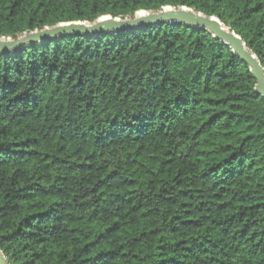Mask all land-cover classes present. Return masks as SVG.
<instances>
[{
    "label": "trees",
    "instance_id": "obj_1",
    "mask_svg": "<svg viewBox=\"0 0 264 264\" xmlns=\"http://www.w3.org/2000/svg\"><path fill=\"white\" fill-rule=\"evenodd\" d=\"M190 9L264 70V0H0V38ZM248 66L178 22L0 53L8 264H264V99Z\"/></svg>",
    "mask_w": 264,
    "mask_h": 264
},
{
    "label": "water",
    "instance_id": "obj_2",
    "mask_svg": "<svg viewBox=\"0 0 264 264\" xmlns=\"http://www.w3.org/2000/svg\"><path fill=\"white\" fill-rule=\"evenodd\" d=\"M163 22H178L189 27L206 30L221 43L229 46L232 53L248 66L253 79L256 81L255 92L264 99V70L255 55L246 49L239 36L228 30L216 18L205 17L186 8L179 10L163 8L160 12L151 14L141 11L133 19L119 20L102 17L91 24L78 22L57 25L52 28H45L39 32L23 35L16 40L0 38V53L18 50L31 42L63 38L67 35H95L104 32H116L122 29H135L145 25L152 26ZM220 26H223L226 30H223ZM0 264H8L1 251Z\"/></svg>",
    "mask_w": 264,
    "mask_h": 264
},
{
    "label": "bare ground",
    "instance_id": "obj_3",
    "mask_svg": "<svg viewBox=\"0 0 264 264\" xmlns=\"http://www.w3.org/2000/svg\"><path fill=\"white\" fill-rule=\"evenodd\" d=\"M223 30H226V28H224L223 26H220Z\"/></svg>",
    "mask_w": 264,
    "mask_h": 264
}]
</instances>
